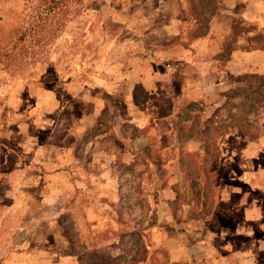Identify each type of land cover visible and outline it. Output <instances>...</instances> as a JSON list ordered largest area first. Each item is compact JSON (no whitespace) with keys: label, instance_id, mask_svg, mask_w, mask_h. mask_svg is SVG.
I'll list each match as a JSON object with an SVG mask.
<instances>
[{"label":"rangeland","instance_id":"rangeland-1","mask_svg":"<svg viewBox=\"0 0 264 264\" xmlns=\"http://www.w3.org/2000/svg\"><path fill=\"white\" fill-rule=\"evenodd\" d=\"M206 1V41L185 13L154 33L170 15L151 0H83L26 62L0 61V264H264V107L208 158L197 131L264 74V0Z\"/></svg>","mask_w":264,"mask_h":264},{"label":"trees","instance_id":"trees-1","mask_svg":"<svg viewBox=\"0 0 264 264\" xmlns=\"http://www.w3.org/2000/svg\"><path fill=\"white\" fill-rule=\"evenodd\" d=\"M202 1L187 0L189 15L194 20L192 27L186 33L189 40L206 32L207 24L204 19ZM209 1L206 2L209 3ZM33 2H35L34 7L31 8ZM213 3L214 0L210 4ZM10 4L8 8H5L7 16L4 17V14L0 13V61L5 65L26 62L28 54H32V47L38 48L51 43L59 36L66 22L83 9V0H12ZM246 77L251 78L253 82H248L246 87H232L225 94L226 101L233 99L239 101L240 111L232 114L228 122L219 121L211 124L208 120L202 129L197 130L199 137L205 141L206 158L218 149L214 136L218 130L223 129L227 132V129L228 131L233 129L246 135L255 133L256 127L248 116L251 112L264 107V74L250 73L246 74ZM213 136L215 142H213ZM182 166L184 167V163ZM195 170L197 168L193 171ZM186 173L190 179L192 191L197 196L195 173L187 169ZM84 257L80 258L79 264L96 262L85 260Z\"/></svg>","mask_w":264,"mask_h":264},{"label":"crops","instance_id":"crops-1","mask_svg":"<svg viewBox=\"0 0 264 264\" xmlns=\"http://www.w3.org/2000/svg\"><path fill=\"white\" fill-rule=\"evenodd\" d=\"M151 2L153 3L154 10H155L156 14H169L170 15L169 24L166 25L167 29H166V27H164L160 31L155 30L154 33H156V34L159 33L161 35H170L172 37L177 36L179 34V30H178L179 25L182 24V22H184V19H186V18H184L183 13H185V15H187V19H189L191 21V24H190L188 30L192 27L194 20L189 15L187 0H151ZM216 3H217V1L215 0L214 4L216 5ZM183 8L185 10L184 12H183ZM175 24H176V28H177L176 32H175ZM209 28H210V25L208 23V25L206 27V32L203 35L194 38L192 41H194L195 43H197V42L199 43L201 41H206V40H202V39H205L211 33ZM188 30H187V32H188ZM187 32H185V33H187Z\"/></svg>","mask_w":264,"mask_h":264}]
</instances>
